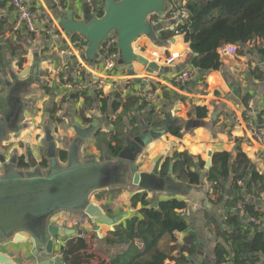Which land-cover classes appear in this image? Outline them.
I'll use <instances>...</instances> for the list:
<instances>
[{
	"label": "crops",
	"instance_id": "obj_1",
	"mask_svg": "<svg viewBox=\"0 0 264 264\" xmlns=\"http://www.w3.org/2000/svg\"><path fill=\"white\" fill-rule=\"evenodd\" d=\"M179 1L183 5L187 3V0ZM85 3H89V0H29L34 14L50 23H56L58 16L66 15L71 10L74 12L75 18L79 20L83 14ZM169 7L171 9V4ZM16 22L17 14L11 6V2L0 0V23L3 25V28L0 29V44H13L17 48L15 57L6 51L4 64L0 65V109L6 108L5 97L12 92L9 86L3 87L4 81L11 82L13 86L16 85L21 90L29 89L23 93V96H17L16 105L18 106L22 99L26 106L20 114L18 130L10 134V140L7 142L10 143L11 150L20 155L26 154V151L34 152L36 158L41 160L46 153L45 128H49L55 140L62 137L71 140L76 137L75 126L87 128L89 120H99V133L96 137L88 140L81 156L85 160L103 161L104 150H107L106 145L110 139L109 133L113 127L108 121V117L116 118L117 115L123 114V110L120 109L116 115L114 113L104 115L100 110V103L96 99H91L86 103L82 99L77 101L74 97L65 98L66 94L63 88H58L56 76L62 71L65 72L66 64L69 65L66 72L74 75L75 60H66L58 50L52 49L48 37L33 38L24 27L15 31ZM160 24H162L163 29L158 32L159 42L151 41L147 37L140 38L134 44L136 54L149 59L151 62H154L152 57L154 52L168 56L179 53L181 57L172 65L159 64V72H154L141 63H135L134 72L136 76L134 77L130 76V72L125 66L120 65V68L115 70L120 83L119 89L114 91L111 88H106L104 90V93L110 96V111L112 112L111 106L116 93L120 92L123 100H126L127 97H138L144 90L154 88L158 91L156 100L153 104L147 105L146 109L152 110L154 108L158 113L166 116L170 124L182 126L183 136L181 138L164 133L160 138L151 140L147 144L137 158L140 171L151 172L159 160L162 161V171L166 160L172 157L174 152H189L196 158L198 169L200 168V160L206 165L210 151H214V154L227 152L235 158L238 149H241L256 169L264 174V148L251 139L250 129L244 116L247 110L250 111L251 105L252 111L256 114L258 126H260L257 118L259 114L264 122V54L260 52L263 45L255 42L250 43L241 48L243 50L238 51L236 55L228 54L229 45L219 49L222 67L220 70L211 72L200 79L202 76L190 65L192 51L185 41V37L183 35L171 37L170 35L181 24V21L174 22L163 17L160 19ZM71 39L80 41V49L84 53L85 39L72 36ZM61 42V48L64 49L66 45L63 41ZM36 55L42 60L39 68L42 74H39V80L33 76ZM21 56L26 58L23 68H20L18 63ZM100 60H97L96 63ZM185 70L193 74L192 79L176 83V76ZM12 75H16L18 79L12 80ZM30 75L32 76L30 77ZM32 83L41 85L42 92H38L36 99L34 98L36 91L32 89ZM44 87H47L49 91L51 90V93H46ZM246 97H250L248 108L244 104ZM32 99L37 100V102L33 103ZM56 107L60 109L56 114H52L51 109L54 110ZM199 107H205L209 111L208 117L204 120L190 117V114ZM190 121L199 122L201 125L186 130ZM67 123L68 125H66ZM122 124L130 128L127 117H123ZM131 138L134 139V137ZM200 172L205 176V171L200 169ZM200 188H204L208 194L209 187L205 182ZM135 194L142 197L146 196V200L153 207H157L160 202L172 198L187 202L190 228L195 230L198 236L197 254L193 263L200 264L202 260H206L210 264H216V253L219 252L220 264H234L228 246L215 235L206 220V213L209 211L216 212L225 218V203L213 206L206 194L199 191H191L185 195L152 191H137ZM127 199L126 211L119 208L120 205L122 206V202H120L117 204L116 215L113 216H125L121 223L130 218L142 206L139 203L138 207L134 209L132 197ZM247 199L251 203L256 202L253 198ZM117 201H120L119 198ZM256 204L261 211H264V197L258 200ZM62 213L56 214L52 220L64 222L62 221L64 220L63 217L59 216ZM252 224L258 227V230L253 228L254 232L264 231V223L261 227H259L260 222H253ZM94 225V239L99 236L101 238L106 237L116 227V225L107 226L98 223ZM84 233L88 235V230H85ZM26 238L27 241L22 243L0 241V254L10 257L15 264H41L43 258L35 253V246L28 237ZM178 238L181 240L182 236L179 235ZM106 249L111 252L110 258L108 256L100 259L95 257L96 259L91 260L89 264H108L117 254H123L127 251L126 246ZM53 257L60 258L61 256L59 252H55ZM263 262L264 257H262Z\"/></svg>",
	"mask_w": 264,
	"mask_h": 264
},
{
	"label": "trees",
	"instance_id": "obj_2",
	"mask_svg": "<svg viewBox=\"0 0 264 264\" xmlns=\"http://www.w3.org/2000/svg\"><path fill=\"white\" fill-rule=\"evenodd\" d=\"M11 2V0H9ZM171 9L165 18H171L175 13L181 12V24L170 35H183L192 51L190 65L198 71L203 79L207 74L218 71L222 67L219 49L235 45L241 51V45L250 43L263 45L260 52L264 54V0H187L185 5L179 0H168ZM172 2V3H171ZM104 9L100 10L98 17H102ZM156 19L159 16H154ZM3 25L0 23V29ZM32 35V34H31ZM74 38H83L80 35H71ZM34 38L35 36L32 35ZM84 39V38H83ZM105 44L103 45V47ZM13 44H0V65L4 64V53L9 51L12 57L16 55ZM113 52H117L113 48ZM104 50L100 51V56ZM94 62H87L94 64ZM19 67L23 68L26 58L19 59ZM84 79L85 73L78 72ZM61 79L68 77L73 82L74 76L70 72L60 75ZM64 82L58 84L63 87ZM46 93L51 90L44 87ZM74 97L77 101L82 99L89 102L96 99L100 103V110L104 115H111L122 109L123 114L116 118L108 117L113 125L107 151L111 157H118L126 145L127 134L139 137L146 130L166 129V133L181 138L182 126L173 125L168 118L158 113L154 108L147 110V104L140 96L123 100L120 92L114 95V102L110 111V96L104 90L86 91L82 94L66 95ZM250 97H246L244 104L248 108ZM60 107V106H59ZM51 109L52 114L60 109ZM209 111L199 107L190 114L191 118L204 120ZM248 114L247 112L244 114ZM123 117H127L129 127L122 124ZM88 122V120H86ZM90 123V122H89ZM262 129V126H258ZM129 130V131H127ZM66 151L60 153V159L66 161ZM174 165V177L177 181L192 188H200L204 182L209 187L207 197L213 206L225 203L226 217L216 212L206 213V220L215 235L223 240L233 256L234 264H264V231H253L252 223H264V211H261L256 202L264 197V174H261L245 153L238 149L235 158L230 153H215L212 158V167L206 171L205 176L198 172L196 158L189 152H174L168 158L161 171L162 176L168 175L171 165ZM46 165V164H45ZM201 171L205 170V163L199 161ZM241 183V184H240ZM255 199L251 203L247 198ZM215 198V199H214ZM141 208L123 223L116 225L115 230L103 239L106 248L126 246L127 251L117 254L108 264H194L197 254L198 236L190 228L188 218V203L184 200L172 198L162 201L153 207L146 200V196L139 194L132 196V207ZM244 210V214L241 211ZM182 236L180 240L178 237ZM142 246V248H140ZM89 244L82 236L72 237L67 245L61 247L60 256L64 264H89L93 255L87 253ZM220 264V253H216ZM200 264H210L202 260Z\"/></svg>",
	"mask_w": 264,
	"mask_h": 264
},
{
	"label": "water",
	"instance_id": "obj_3",
	"mask_svg": "<svg viewBox=\"0 0 264 264\" xmlns=\"http://www.w3.org/2000/svg\"><path fill=\"white\" fill-rule=\"evenodd\" d=\"M104 14L95 16L89 3L84 4L79 20L71 10L66 15L58 16L56 23L69 35H80L85 39V51L81 58L94 62L101 59L100 51L106 41L117 36L116 47L120 52V64L125 66L130 76L134 77V64L141 63L154 72L160 71L156 62L138 56L134 44L142 37L158 41V32L162 24L150 22L152 16L165 17L169 12L168 0H102ZM244 48V45L240 46ZM33 75L40 79L39 70L42 60L36 55ZM198 77V76H196ZM18 94V92H16ZM4 97V94H3ZM0 110V241L22 243L28 237L43 260L41 264H64L61 258L53 257L56 251L55 239L78 234L75 229L57 227L51 224L52 218L60 212L84 214L94 224L114 226L121 223L125 216L111 217L93 202L100 193L128 189L132 192L152 191L173 195H185L191 191L207 193L204 188H192L174 178V167L168 175L162 176L159 160L151 172H142L137 158L151 140L160 138L166 129L146 130L142 136L132 139L126 136V145L118 157L113 158L104 150V160H81L83 146L98 125L95 120L91 127L82 129L76 126L77 137L69 145L67 162L62 163L57 157L54 138L47 133L50 142L48 166L42 169L34 154L29 155L30 170L18 166V156L11 160L1 153V147L10 140L9 117L2 116ZM259 124L263 118L257 116ZM201 123L190 121L186 130L198 127ZM214 151L208 154L205 172L212 167ZM200 172V168H198ZM207 198V197H205ZM252 226L258 230L255 224ZM83 234V232H79ZM0 264H15L12 259L0 254Z\"/></svg>",
	"mask_w": 264,
	"mask_h": 264
},
{
	"label": "built area",
	"instance_id": "obj_4",
	"mask_svg": "<svg viewBox=\"0 0 264 264\" xmlns=\"http://www.w3.org/2000/svg\"><path fill=\"white\" fill-rule=\"evenodd\" d=\"M89 5L91 12L97 17L100 9H104L102 0H89ZM11 6L17 14V22L14 27L15 31H18L22 27H24L29 34H32L35 37H48L49 41H51L52 49L58 50L60 55L65 57L66 60H75L76 67L74 71L75 73L73 75V82L68 81V77L64 78V80L61 79L60 75L63 73V71L56 76L58 84L60 82H64L62 88L66 95L77 93L82 94L90 90H105L106 88H111L114 91L119 89L120 83L118 81L115 70L119 69L121 64L120 52L116 47V34H113L106 41L105 46L103 47L104 53L103 55H101L100 62L96 64H89L87 63V61L81 58L83 53L80 49V41L72 40L71 35L67 34L60 26L57 25V23H50L49 21L42 19L34 14L30 7L29 0H11ZM161 18L163 17H159L158 19H156L154 16H152L150 18V22L154 25H158L160 24ZM181 18V12H177L167 20L178 22L181 21ZM61 41H63L66 45L64 49L61 48ZM113 48H116L118 51L113 52ZM227 52L230 55H236L238 52V47L235 45H229L227 48ZM152 57L154 59V62H156L158 65H172L181 57V55L179 53H174L171 56H168L161 55L158 52H154L152 53ZM64 69L68 70L69 65L66 64ZM66 70L64 71L66 72ZM79 71L85 73L84 79H81L78 76L77 73ZM192 77L193 74L190 71L185 70L176 76L175 82H186L191 80ZM157 92L158 91L156 89L150 88L141 92L140 97L147 105H151L156 100ZM249 110L250 111L246 115L245 120L250 129L249 131L251 133V139L262 145V147L264 148V122L262 125H260L262 126V129H259L256 120V114L252 111L251 105L249 107ZM241 213L244 214V210H242ZM78 224V221L74 222V226H77ZM52 225L68 228L66 227L65 223L61 224L60 222H55ZM69 240L65 238L55 239V248H58L59 253L61 247L66 246Z\"/></svg>",
	"mask_w": 264,
	"mask_h": 264
},
{
	"label": "rangeland",
	"instance_id": "obj_5",
	"mask_svg": "<svg viewBox=\"0 0 264 264\" xmlns=\"http://www.w3.org/2000/svg\"><path fill=\"white\" fill-rule=\"evenodd\" d=\"M32 89L36 91L34 93V98L36 99L38 92H42L41 85L34 83L32 86ZM35 99L34 100L32 99L31 101L33 103H36L37 100ZM66 125H68V123ZM134 194L135 192L128 191V189L117 190V191H106V192L100 193L99 195L95 196L93 198V202L97 204L98 206H100L106 214L113 217L114 215H116L117 204H120V202H122V206L120 205L119 208L124 209L126 211V202L128 200L127 198L134 196ZM117 198H119L120 201H117ZM59 216L63 217L64 219L62 220L64 222H61V223H65L66 227L70 229H75L78 232V234L74 236L65 237V239L69 240L72 237L82 236L87 240L89 244V249L87 253L93 255L92 259H94L95 257H97V259L98 258L100 259V258L107 257V256L110 258L111 255L109 254H111V252L108 249H106V247L104 246V243L102 242L103 238L105 237L101 238L97 234L99 237L94 239L93 231H94L95 225L89 217H87L84 214H80V213L69 215V213H66V212H63ZM55 221L56 220H52L51 224L55 223ZM75 221L79 222L77 226H74ZM85 230H88V235L84 233ZM79 232H83V234L80 235ZM92 235H93V238L91 237ZM55 252H58V248L56 249Z\"/></svg>",
	"mask_w": 264,
	"mask_h": 264
},
{
	"label": "flooded vegetation",
	"instance_id": "obj_6",
	"mask_svg": "<svg viewBox=\"0 0 264 264\" xmlns=\"http://www.w3.org/2000/svg\"><path fill=\"white\" fill-rule=\"evenodd\" d=\"M31 76L32 75H30V77ZM34 77L37 78V76H34ZM11 78H12V80L13 79L17 80L18 79V77H16V75H12ZM9 83H11V82L4 81L3 82V87L9 86L12 89V92H11L12 95L8 94V96L5 97L6 98L5 99L6 108L0 109V110H3V114H2L3 117H6V119H8L7 117H9V125L12 127V130L10 131V134H11V133H15L18 130V126H19V122H20V114H21V112L24 110V108L26 106V103H24V101L22 99H21L20 104L18 106L16 105V101H18L17 100L18 99L17 96H23V93H26L29 89L25 88L24 90H21V89H18L16 87V85L13 86L12 83L11 84H9ZM16 92H18V94ZM64 101H65V99L63 100V103H64ZM94 121H90L89 120L90 123L88 122L89 126L87 128L91 127ZM98 125H99V120H98ZM98 125L96 126L94 132L91 134V136L89 137L88 140H90V138L96 137L98 135V133H99L98 132L99 131ZM78 127L82 128L80 126H78ZM87 128H82V129H87ZM75 130H76V126H75ZM48 132H50L49 128H45V135H44L45 141L44 142L46 144V153H45V156L41 160H38V158H36L35 153L31 152V151H26V154H24V155H20L18 152L12 151L11 147H10V143H7V142L2 145L1 153L4 156L7 157V160H11L12 158H14V156H18V166H19V168H21L22 170H26V171H29L31 169L29 164H28V162H29L28 159H29V155L32 153V154H34L36 160L39 162L41 168L42 169H46L48 164H49V162H48V153L50 151V142L47 140V133ZM77 135L78 134H77V131H76V137H77ZM75 138H73L71 140L70 139H65L64 137H62V138H60L58 140L54 139V143H55V146H56L57 157L59 158V160L63 164L66 163L67 160L66 161H62L60 159V153L62 151H66L67 154H68L69 145H70V143L73 142V140ZM84 146H83V148H84ZM83 148H82V150H83ZM81 154H82V152H81ZM80 157H81L82 161H85V159H83L81 155H80ZM0 175H1V172H0ZM53 256H54V254H53Z\"/></svg>",
	"mask_w": 264,
	"mask_h": 264
}]
</instances>
